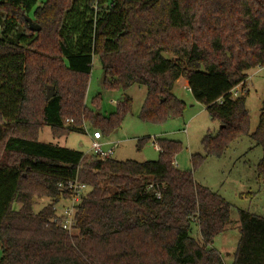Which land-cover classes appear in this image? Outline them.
Returning <instances> with one entry per match:
<instances>
[{
  "label": "trees",
  "instance_id": "16d2710c",
  "mask_svg": "<svg viewBox=\"0 0 264 264\" xmlns=\"http://www.w3.org/2000/svg\"><path fill=\"white\" fill-rule=\"evenodd\" d=\"M0 23V264H225L211 245L230 224L232 205L174 164L179 141L158 138L159 158L138 162L87 159L39 135L45 126L57 136L83 130L86 119L115 127L130 111L128 96L108 118L87 107L99 56L105 86L147 87L144 121L181 116L185 102L173 91L188 81L221 122L202 139L205 155H192L193 169L249 135L263 149L264 176V100L250 133L248 92L232 94L264 66V0H0ZM76 178L90 188L68 233L54 220L56 205ZM34 197L51 202L35 211ZM239 216L229 264H264V217Z\"/></svg>",
  "mask_w": 264,
  "mask_h": 264
},
{
  "label": "rangeland",
  "instance_id": "374dc122",
  "mask_svg": "<svg viewBox=\"0 0 264 264\" xmlns=\"http://www.w3.org/2000/svg\"><path fill=\"white\" fill-rule=\"evenodd\" d=\"M43 1L45 0H41ZM259 67L262 65L248 71L244 87L242 84L237 86L240 91L248 92L246 105L250 113V133L257 128L264 100V71ZM180 79L176 82L173 92L185 102L183 114L164 122L144 121L141 112L147 96V87L137 84L127 89L105 86L101 60L99 56H95L89 75L87 107L94 113L100 112L108 118L128 96L132 99L130 111L125 113L115 127L106 129L94 124L91 119H86L83 130L57 136L50 126H45L40 132L39 140L83 151L87 159L94 154L92 142L97 141L103 143L106 148L114 146V159L138 162L159 158L156 139L179 141L181 149L175 157L177 166L180 169H191L197 183L218 192L232 205L230 224L223 233L215 237L211 245L222 254L225 264H229L233 261L241 238L239 211L264 217V176L259 177L257 172L263 149L251 136L244 135L235 141L222 157L208 156L193 169L192 155H205L202 139L207 133L215 134L220 129L221 122L213 119L206 106L194 98L186 85V79ZM72 122L74 121L68 119L65 121L66 124ZM34 201L35 211L51 202L46 197H34ZM64 203L65 201H62L56 205L58 213ZM18 206L17 204L16 207ZM192 236L201 239L196 225L193 226Z\"/></svg>",
  "mask_w": 264,
  "mask_h": 264
},
{
  "label": "built area",
  "instance_id": "2783aa9c",
  "mask_svg": "<svg viewBox=\"0 0 264 264\" xmlns=\"http://www.w3.org/2000/svg\"><path fill=\"white\" fill-rule=\"evenodd\" d=\"M259 68L260 70L264 71V66ZM241 92L242 90L240 91L239 89H237V87L232 90V94L235 97L241 94ZM155 144L156 148L160 149V144L157 139L155 141ZM92 151L98 157L106 159L113 156L114 146L106 148L103 143L93 141ZM174 164L177 165L175 161ZM65 188L69 190L70 197L65 200L66 205L65 203L62 205L61 212L58 213L57 210V216L54 220L60 223L63 230L67 231L68 233H72L75 230L76 214L79 205L82 203L90 187L86 183L76 178L74 180L69 181L67 186L65 185Z\"/></svg>",
  "mask_w": 264,
  "mask_h": 264
},
{
  "label": "water",
  "instance_id": "95a60500",
  "mask_svg": "<svg viewBox=\"0 0 264 264\" xmlns=\"http://www.w3.org/2000/svg\"><path fill=\"white\" fill-rule=\"evenodd\" d=\"M26 20L28 21L29 28L32 31L37 32V31L41 30V26L35 22L33 17L26 16ZM47 90H48L47 99H50V98H52L54 96V87L53 86H48Z\"/></svg>",
  "mask_w": 264,
  "mask_h": 264
},
{
  "label": "crops",
  "instance_id": "0c3cea01",
  "mask_svg": "<svg viewBox=\"0 0 264 264\" xmlns=\"http://www.w3.org/2000/svg\"><path fill=\"white\" fill-rule=\"evenodd\" d=\"M179 80H181V79H179ZM186 85H187V87H189V83H188V81L186 80Z\"/></svg>",
  "mask_w": 264,
  "mask_h": 264
}]
</instances>
